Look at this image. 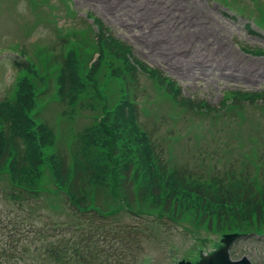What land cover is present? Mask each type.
<instances>
[{"label":"trees","instance_id":"16d2710c","mask_svg":"<svg viewBox=\"0 0 264 264\" xmlns=\"http://www.w3.org/2000/svg\"><path fill=\"white\" fill-rule=\"evenodd\" d=\"M87 17L97 31L72 24L75 32L66 29L62 38L64 48L70 41L72 46L57 56L54 47L35 43L32 54L21 47L13 97L0 100V264H142L149 245H171L169 233L187 223L207 233L203 246L209 235L240 233L264 248V145L227 172L216 164L204 171L189 162L169 164L156 132L140 118L141 73L194 115L218 109L184 96L175 80L137 58L102 19ZM53 20L46 23L53 26ZM42 23L40 14L33 26ZM254 49L249 51L264 55ZM52 69L59 71L56 80ZM50 89L62 107L55 119L59 129L43 118ZM227 96L221 120L238 118L237 106L252 105L264 115L263 90ZM84 108L96 114L78 131ZM124 215L132 221L123 222ZM254 251V263L264 264V249Z\"/></svg>","mask_w":264,"mask_h":264},{"label":"rangeland","instance_id":"374dc122","mask_svg":"<svg viewBox=\"0 0 264 264\" xmlns=\"http://www.w3.org/2000/svg\"><path fill=\"white\" fill-rule=\"evenodd\" d=\"M225 2L234 10L244 11L250 20L234 18L222 4ZM40 14L42 25L33 26ZM88 14L111 27L117 37L133 48L137 58L175 80L184 96L204 100L218 109L211 116L201 111L194 115L193 111L176 105L166 90L141 73L140 96L144 98L140 99V118L150 131L156 132L169 164L182 166L189 162L202 171L207 166L215 168L216 164L221 172H227L235 169L241 156L249 154L251 158L250 152L264 145V115L256 107L237 106L242 112L238 118L232 114L221 120L225 114L222 103L229 91L264 90V55L249 51L264 49V29L252 23L255 21L264 28V0H0V98L13 97L11 87L16 70L11 47L17 44L30 53L36 43L40 48L54 47L57 56L68 45L72 46L70 41L64 48L62 38L66 37V30H59V26L62 29L67 25L69 32H75L72 24L80 23V27L97 31L92 20L87 19ZM47 17L57 19L51 22L53 26L46 23ZM248 23L258 34L250 32ZM50 73L56 80L59 71L52 69ZM51 86L57 87L55 82ZM57 98L54 89H50L45 96L48 107L42 111L43 118L52 126L62 114ZM78 113L79 131L94 120L96 112L84 108ZM214 117L220 125L215 124ZM56 127L59 129L58 123ZM222 130L226 132L224 136L218 133ZM214 138L216 141H212ZM212 155H219L220 159L215 160ZM45 182L51 186L49 179ZM56 203L49 199L54 209ZM122 221L132 220L124 215ZM190 225L174 227L169 233L171 245H149L142 263L175 264L184 256L191 259V252L208 235L201 229L194 231ZM209 237L214 240L203 250L206 254L219 249L221 239L219 235ZM174 247L178 252L169 254ZM232 249L237 252L234 259L244 255L252 259L250 252L264 248L246 239Z\"/></svg>","mask_w":264,"mask_h":264},{"label":"water","instance_id":"95a60500","mask_svg":"<svg viewBox=\"0 0 264 264\" xmlns=\"http://www.w3.org/2000/svg\"><path fill=\"white\" fill-rule=\"evenodd\" d=\"M221 237L219 241V249H216L210 254H206L203 250L213 240H209L208 243L199 248V251L195 253L194 262L186 259L178 261L176 264H254L248 256H243L240 259H233L231 256L232 246L242 238H247L248 235L231 233L219 235Z\"/></svg>","mask_w":264,"mask_h":264}]
</instances>
